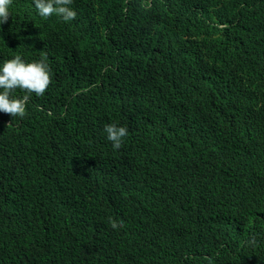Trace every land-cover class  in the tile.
Wrapping results in <instances>:
<instances>
[{
  "label": "trees",
  "instance_id": "obj_1",
  "mask_svg": "<svg viewBox=\"0 0 264 264\" xmlns=\"http://www.w3.org/2000/svg\"><path fill=\"white\" fill-rule=\"evenodd\" d=\"M70 7L0 25L52 79L0 112V264H264V0Z\"/></svg>",
  "mask_w": 264,
  "mask_h": 264
},
{
  "label": "clouds",
  "instance_id": "obj_2",
  "mask_svg": "<svg viewBox=\"0 0 264 264\" xmlns=\"http://www.w3.org/2000/svg\"><path fill=\"white\" fill-rule=\"evenodd\" d=\"M73 0H34L39 16L43 18L57 15L65 22L75 20L77 12L70 7ZM13 0H0V25L8 22L12 16L10 11ZM52 83L51 68L47 56L39 60L26 62L20 55L7 59L0 66V112L11 116L14 120L23 119L27 112V102L32 94L43 96ZM20 90L26 95L17 97L14 93ZM12 124L10 123L9 126ZM107 140L111 142L113 151L120 150L128 137V129L116 123L105 125ZM113 229L122 228L123 222L110 221Z\"/></svg>",
  "mask_w": 264,
  "mask_h": 264
}]
</instances>
